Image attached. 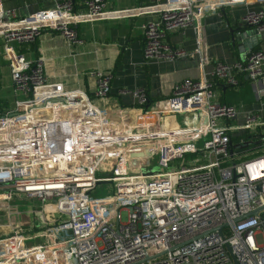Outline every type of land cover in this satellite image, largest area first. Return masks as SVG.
Masks as SVG:
<instances>
[{
    "label": "built area",
    "instance_id": "obj_1",
    "mask_svg": "<svg viewBox=\"0 0 264 264\" xmlns=\"http://www.w3.org/2000/svg\"><path fill=\"white\" fill-rule=\"evenodd\" d=\"M225 1L153 0L131 11L149 15L144 62L186 56L168 34L194 26L201 2ZM109 2L54 0L50 26L0 0L3 57L22 94L12 107L0 104V202L8 212L14 199L36 202L28 212L40 211L43 222L0 232V264H264V50L215 60L163 100L148 99L144 87L121 89L134 100L128 107L106 103L110 71L87 73L95 82L88 95L48 82L41 57L20 52L51 27L80 44L77 5L97 16ZM240 21L264 32V6ZM243 77L259 109L221 101L218 86L237 88ZM163 113H186L191 125L164 132ZM243 132L250 139L234 145ZM100 183H113L112 192L92 195Z\"/></svg>",
    "mask_w": 264,
    "mask_h": 264
},
{
    "label": "crops",
    "instance_id": "obj_2",
    "mask_svg": "<svg viewBox=\"0 0 264 264\" xmlns=\"http://www.w3.org/2000/svg\"><path fill=\"white\" fill-rule=\"evenodd\" d=\"M1 2L4 8L14 10L17 16L34 17L50 26L59 16L54 0ZM151 3L153 0H110L107 11L97 16H91L82 6L77 5V17L73 25L81 37L80 44L67 45L65 39L51 27L19 50L28 60L41 57L48 82L65 90L79 89L90 95L95 82L87 73L93 70L110 71L113 77L106 103L109 106L124 107L132 106L134 100L129 93L119 94L121 89L144 87L148 99L163 100L171 94L175 83L184 78L199 77L203 72L208 74L215 60L233 61L249 50H264V33L255 48L244 51H239L242 40L232 41L231 34V29H251V26L243 25L240 18L248 9L264 6V0H227L220 8L209 2H201L195 8L198 19L194 20V26L186 28L183 33L170 32L167 36L170 43L185 48L188 54L174 60L144 62L143 25L149 15H132L130 12ZM218 90L222 102L244 104L253 110L260 108L247 78L243 77L237 88L222 84ZM20 98L22 94L14 91L10 67L3 57L0 27V104L12 107L13 102ZM28 210L29 207H26L21 212L25 211L29 216ZM15 211V216L22 218L21 213ZM29 218L31 222L34 221ZM30 219L12 224L8 217L9 222H0V232L5 233L21 224L25 225Z\"/></svg>",
    "mask_w": 264,
    "mask_h": 264
},
{
    "label": "rangeland",
    "instance_id": "obj_3",
    "mask_svg": "<svg viewBox=\"0 0 264 264\" xmlns=\"http://www.w3.org/2000/svg\"><path fill=\"white\" fill-rule=\"evenodd\" d=\"M167 115H170V113H163V117L164 116H167ZM112 189H113V183H100L94 189L92 195L104 196V195H107V194L111 193L112 192ZM5 203L6 202H0V222H4V221L9 222L8 221V217H9V220L11 222H13L12 224H14V223H18V220L26 221V219H30L29 218V216H30L32 218V220H34V222L37 223V225H39L38 227L39 228L41 227V225H42L41 223H43V222L41 220L42 215H41L40 211L35 212V209H33L29 213V216H27V213L25 211L21 212V210H23L26 207H29V208L32 209L33 208V205L36 208L37 207V205H35L36 202H34V204H33L31 201L24 200L23 198L14 199V200H12L10 202V204L12 205V207H10L9 212H8V210H6L3 207L5 205ZM38 208H40V207H38ZM15 209L17 210V214H19V212L21 213L20 216H22V218L19 217V215L18 216H15L16 215ZM18 210H20V211H18ZM36 210H37V208H36ZM11 214H14V215H11ZM121 214H122L123 221H125V219H126V213L123 211V212H121ZM25 225H27V226H25ZM25 225H24L25 227L22 226V229L23 230L24 229L25 230L28 229L32 225L31 219H30V222H28ZM34 240H36V239H33V241L32 240H29V243L36 244L38 242V241H34ZM258 242L260 243L261 240L258 239Z\"/></svg>",
    "mask_w": 264,
    "mask_h": 264
},
{
    "label": "water",
    "instance_id": "obj_4",
    "mask_svg": "<svg viewBox=\"0 0 264 264\" xmlns=\"http://www.w3.org/2000/svg\"><path fill=\"white\" fill-rule=\"evenodd\" d=\"M242 27L238 29H231L232 34V41H240L239 43V51H244L246 49H253L256 47L259 42H261V34L264 32H257L256 28L251 27L249 30L240 31ZM249 37L250 40H249ZM245 41V42H244ZM162 124L161 128L164 132L167 131H176V130H185L186 128L190 127L191 125V117L188 114H170L167 116L162 117ZM145 160L142 159V163ZM133 163H136V159H133ZM258 210H254L251 214L256 215ZM220 230V228H218ZM21 263V261H19Z\"/></svg>",
    "mask_w": 264,
    "mask_h": 264
},
{
    "label": "trees",
    "instance_id": "obj_5",
    "mask_svg": "<svg viewBox=\"0 0 264 264\" xmlns=\"http://www.w3.org/2000/svg\"><path fill=\"white\" fill-rule=\"evenodd\" d=\"M231 139H232V143L234 145H239L241 139L246 141V140H249L250 138H249V135L246 132H243V134H234Z\"/></svg>",
    "mask_w": 264,
    "mask_h": 264
},
{
    "label": "bare ground",
    "instance_id": "obj_6",
    "mask_svg": "<svg viewBox=\"0 0 264 264\" xmlns=\"http://www.w3.org/2000/svg\"><path fill=\"white\" fill-rule=\"evenodd\" d=\"M53 258H54V257H51V259H53ZM37 259H38V257L36 258V260H37ZM51 259H50V260H51ZM50 262H51V261H50Z\"/></svg>",
    "mask_w": 264,
    "mask_h": 264
}]
</instances>
